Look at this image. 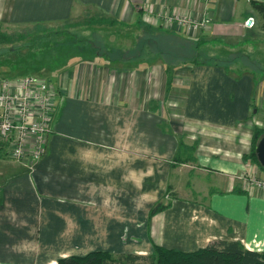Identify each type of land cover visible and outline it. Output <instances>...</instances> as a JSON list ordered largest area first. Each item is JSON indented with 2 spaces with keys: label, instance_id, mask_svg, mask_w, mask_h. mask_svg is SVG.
Segmentation results:
<instances>
[{
  "label": "crops",
  "instance_id": "crops-1",
  "mask_svg": "<svg viewBox=\"0 0 264 264\" xmlns=\"http://www.w3.org/2000/svg\"><path fill=\"white\" fill-rule=\"evenodd\" d=\"M257 2L0 0V25L60 29L99 13L183 37L216 59L179 66L168 93L161 55L113 63L93 46L72 54V65L47 78L58 110L44 158L31 170L0 148V264H57L95 250L149 255L154 244L195 251L216 240L264 250V190L235 177H264L243 158L264 126ZM173 14L208 27L165 20ZM159 201L169 207L150 216Z\"/></svg>",
  "mask_w": 264,
  "mask_h": 264
},
{
  "label": "trees",
  "instance_id": "trees-1",
  "mask_svg": "<svg viewBox=\"0 0 264 264\" xmlns=\"http://www.w3.org/2000/svg\"><path fill=\"white\" fill-rule=\"evenodd\" d=\"M253 6L262 18V27L264 29V3H253ZM85 19L86 22H84ZM85 19L82 21L77 20V23L70 25V28H75L77 25L81 28L88 24H90V27L91 25L95 26L92 35H94V38L96 36L100 37L99 40H102L103 43L97 44L95 42L96 39L91 40V43L98 53L104 55L111 62L133 59L142 60L146 53L161 55L167 74L166 92L168 93L173 88L175 72L179 66L213 63V60L216 62L214 57H207L200 54L197 51L196 45L190 40L170 33H164L160 29L157 30L146 23L139 24L135 31L127 30L126 32H122L124 35L121 37L122 40L125 38L129 43L115 41L109 44L103 41V38L107 40L109 36L117 34L119 21L106 15H100L97 23H93L87 18ZM107 24L108 26H106ZM141 29L142 32H140ZM64 31H66V28L58 30V32ZM49 34H44V36H49ZM5 38L0 33V44H13L11 47H6V49L15 50L34 45L32 43L34 39L29 43L17 45L13 41L6 40ZM71 40L74 39L71 38ZM241 60L244 63L245 59ZM249 62V66H254L253 61L250 60ZM56 109L58 110V106ZM262 135H264V126H256L252 133L251 149L249 153L243 155L245 161L258 165L260 169L263 168L258 161L255 147L258 139ZM168 207V203L159 201L151 207L150 216ZM57 264H264V250L248 249L241 241L236 240H216L195 251H183L177 248H167L160 244H154L153 252L149 255L95 250L85 255L62 257L57 261Z\"/></svg>",
  "mask_w": 264,
  "mask_h": 264
},
{
  "label": "built area",
  "instance_id": "built-area-1",
  "mask_svg": "<svg viewBox=\"0 0 264 264\" xmlns=\"http://www.w3.org/2000/svg\"><path fill=\"white\" fill-rule=\"evenodd\" d=\"M165 20L190 29L208 27L205 19L190 20L179 14L169 15ZM245 24L251 27L255 21L250 17ZM56 95L57 89L50 80L36 76L0 82V148L8 157L25 162L31 170L47 153L57 111ZM239 179L244 189L264 190V177L256 172L242 174Z\"/></svg>",
  "mask_w": 264,
  "mask_h": 264
},
{
  "label": "rangeland",
  "instance_id": "rangeland-1",
  "mask_svg": "<svg viewBox=\"0 0 264 264\" xmlns=\"http://www.w3.org/2000/svg\"><path fill=\"white\" fill-rule=\"evenodd\" d=\"M99 16V13L94 14L89 12L87 14H84L80 21L87 18L91 22L97 23ZM76 21L77 20L59 27L60 29L66 28L67 32H58L59 29L46 30L43 28H27L23 30V28H13L11 26L3 24L0 25V33L6 37L5 39L11 40L17 45H21L26 41L29 43L32 39H34V41L32 42L34 43L33 46H27L22 49H6V47H11L13 44H0V82L4 79L13 81L21 79L25 76H36L42 79L51 77L52 79L56 80L58 78L60 70L65 67L66 64L72 65L71 63L74 61L73 58H71L73 57L72 54H87L88 51L92 50L93 45L91 43V40L96 39L95 42L97 44L103 43L102 40H99L100 37L96 36L94 38V35H91V32L95 30V26L91 25L90 27V24H84L85 26L81 28L78 25L75 28H70V24H76ZM84 22H86V19L84 20ZM106 26H108V24ZM136 28L137 27L122 25L119 23L117 27V34L109 36L107 40L103 38V41H106L109 44L115 41H124L126 43H129V41L125 38H123L122 40L121 37L124 36L122 32H126L127 30L135 31ZM31 31L33 33L32 35L30 34ZM140 32H142V29ZM48 33H50V35L47 37L50 39H45L46 36H44V34ZM133 37L135 38V36ZM71 38L74 40H71ZM231 55L232 53L229 52V59ZM258 55L262 58L260 52H258ZM259 61L261 63L264 62V60ZM116 62L117 61H113V63ZM222 62L225 63V59H222ZM244 63L249 65L250 62L245 59ZM242 174H248V172H243ZM242 174H236L235 177L239 179V176ZM262 174L264 173L262 172ZM127 238V235H125L124 240Z\"/></svg>",
  "mask_w": 264,
  "mask_h": 264
},
{
  "label": "water",
  "instance_id": "water-1",
  "mask_svg": "<svg viewBox=\"0 0 264 264\" xmlns=\"http://www.w3.org/2000/svg\"><path fill=\"white\" fill-rule=\"evenodd\" d=\"M255 152H256V155H257V158H258L260 165L264 169V135H262L258 139V141L256 143V147H255Z\"/></svg>",
  "mask_w": 264,
  "mask_h": 264
}]
</instances>
